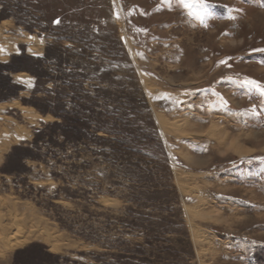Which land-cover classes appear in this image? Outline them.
Returning <instances> with one entry per match:
<instances>
[{
  "label": "rangeland",
  "instance_id": "obj_1",
  "mask_svg": "<svg viewBox=\"0 0 264 264\" xmlns=\"http://www.w3.org/2000/svg\"><path fill=\"white\" fill-rule=\"evenodd\" d=\"M206 3L0 0V264H264V0Z\"/></svg>",
  "mask_w": 264,
  "mask_h": 264
},
{
  "label": "snow or ice",
  "instance_id": "obj_2",
  "mask_svg": "<svg viewBox=\"0 0 264 264\" xmlns=\"http://www.w3.org/2000/svg\"><path fill=\"white\" fill-rule=\"evenodd\" d=\"M178 3L180 5H182L184 8L189 9V11L187 12L188 16H190V17L195 16L196 19L199 20L201 24H203L205 27L208 26L206 23V18L208 16H210L211 13L209 12L208 4L206 3V0H195V5L198 6L197 12L192 11V8L194 5H193V3H190L189 0H178ZM262 6H264V5H262ZM227 18L234 19V17H232V16H229ZM53 23L58 24V23H60V21H59V19H57V20L53 21ZM30 39H31V37H30ZM41 42H43V41H41ZM4 51H5V49L2 46H0V53H2ZM253 51L264 53V49H254ZM228 59H231V57H228V58H225V60L219 61L218 66H219V64L227 63ZM17 79H18V81H20L22 83H27V85L29 87H31V79L30 78H27V79L17 78ZM228 79H232V77H228ZM237 82L242 84L244 87L248 88L250 92H254V93L264 97V84H261L260 82L253 80V79H250L248 77H244L242 80H238ZM158 98L167 99V98H170V94H162ZM220 99H221L222 103H224V104L227 103V101H224L222 97H220ZM245 111H250L251 114H253V115L257 114L255 106H253L252 109L245 110ZM251 159L258 160L262 164H264V157H254Z\"/></svg>",
  "mask_w": 264,
  "mask_h": 264
},
{
  "label": "bare ground",
  "instance_id": "obj_3",
  "mask_svg": "<svg viewBox=\"0 0 264 264\" xmlns=\"http://www.w3.org/2000/svg\"><path fill=\"white\" fill-rule=\"evenodd\" d=\"M6 22H8V21H2V22H0V24L1 25L4 24V23L6 24ZM30 37H31V39H30ZM21 39L28 43L29 51L31 50V51H34V52H36V51L40 52L42 50V44H41V41H40L39 38H36L35 36H33L31 34H26ZM127 45H128V43H127ZM0 55H1V53H0ZM18 76H20V74H18ZM15 105H17L20 109H22V111L24 112V116H26V118H28V119L30 118V119H33V121H36L37 118H42L41 115L36 113L32 108H30L28 106L21 105L18 102H15ZM157 119H158V121L160 123L162 122L161 117L160 118L158 117ZM238 155H240V156H249L250 154H248L247 152L246 153L245 152H239ZM6 230H8V228H3V227L1 228L0 227V244H1V247H4V248L13 247L15 245H18V244L22 243L25 240V238L21 237V235H20L21 232L18 230V232L15 233L10 238V241H9L7 239V234H6L7 231Z\"/></svg>",
  "mask_w": 264,
  "mask_h": 264
},
{
  "label": "crops",
  "instance_id": "obj_4",
  "mask_svg": "<svg viewBox=\"0 0 264 264\" xmlns=\"http://www.w3.org/2000/svg\"><path fill=\"white\" fill-rule=\"evenodd\" d=\"M14 50V49H13ZM13 50H10V51H8L7 53H6V58L9 56V54L10 53H12V51ZM1 59V58H0ZM14 77H16V78H25V79H27V78H30V76H27V75H23V76H20V77H18V76H14ZM31 79V78H30ZM18 81V80H17ZM33 80L31 79V82H32ZM20 84H22V85H27V83H22V82H20V81H18ZM17 100H14V101H12V102H16ZM12 102H3V103H1V105L3 104L4 106H2V107H5L6 105H9V107H15V106H12V105H15V104H13ZM22 105V104H21ZM25 106V105H24Z\"/></svg>",
  "mask_w": 264,
  "mask_h": 264
},
{
  "label": "trees",
  "instance_id": "obj_5",
  "mask_svg": "<svg viewBox=\"0 0 264 264\" xmlns=\"http://www.w3.org/2000/svg\"><path fill=\"white\" fill-rule=\"evenodd\" d=\"M47 128L44 126L42 129H38L36 130L35 134H34V138L32 140V142L30 143L32 147H36L38 145V141H39V134L42 132L43 129ZM45 248V247H43ZM58 258V256H56Z\"/></svg>",
  "mask_w": 264,
  "mask_h": 264
}]
</instances>
